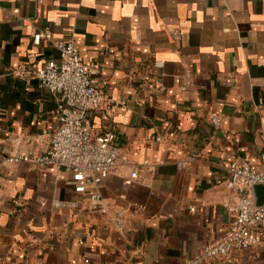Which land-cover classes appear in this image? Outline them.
I'll return each instance as SVG.
<instances>
[{"label":"crops","instance_id":"obj_1","mask_svg":"<svg viewBox=\"0 0 264 264\" xmlns=\"http://www.w3.org/2000/svg\"><path fill=\"white\" fill-rule=\"evenodd\" d=\"M60 41L112 100L92 132L112 128L131 162L100 185L105 214L66 171L7 160L48 146L56 101L34 72ZM235 160L264 165V0H0V264H186L228 227ZM201 264H264V243Z\"/></svg>","mask_w":264,"mask_h":264},{"label":"built area","instance_id":"obj_2","mask_svg":"<svg viewBox=\"0 0 264 264\" xmlns=\"http://www.w3.org/2000/svg\"><path fill=\"white\" fill-rule=\"evenodd\" d=\"M42 38L48 39L49 36L39 32L33 36V44L38 45ZM55 47L61 55L60 61H46L34 75L39 86L55 96L57 125L43 155L14 153L7 160L13 164L27 162L66 171L74 193L85 196L91 210L105 214L108 207L100 195V185L110 174L130 166L131 162L115 144L112 128L93 133L86 119L89 111L109 113L113 107L112 100L105 98L93 85L96 66L86 61L72 42H56ZM208 119L214 126L220 124L219 117L213 113ZM147 168L151 169L150 166ZM139 170L140 166H133L130 178H134ZM224 183L235 195V202L225 205L230 217L228 227L186 264H201L212 259L229 262L232 253L264 243V197L260 204H256L253 196L255 187L264 190V165L258 168L247 160H235L226 168ZM72 204L54 201L57 208H70ZM113 223L122 228L123 211H115Z\"/></svg>","mask_w":264,"mask_h":264},{"label":"water","instance_id":"obj_3","mask_svg":"<svg viewBox=\"0 0 264 264\" xmlns=\"http://www.w3.org/2000/svg\"><path fill=\"white\" fill-rule=\"evenodd\" d=\"M258 187V186H257ZM256 188V187H255ZM253 193H254V189H253ZM257 204V203H256Z\"/></svg>","mask_w":264,"mask_h":264}]
</instances>
